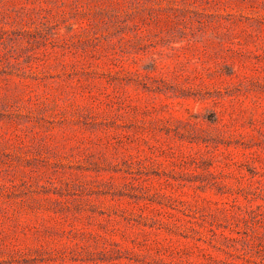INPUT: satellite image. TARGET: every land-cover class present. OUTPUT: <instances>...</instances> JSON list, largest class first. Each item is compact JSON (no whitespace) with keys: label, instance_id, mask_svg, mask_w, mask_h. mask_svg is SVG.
Listing matches in <instances>:
<instances>
[{"label":"rangeland","instance_id":"1","mask_svg":"<svg viewBox=\"0 0 264 264\" xmlns=\"http://www.w3.org/2000/svg\"><path fill=\"white\" fill-rule=\"evenodd\" d=\"M0 264H264V0H0Z\"/></svg>","mask_w":264,"mask_h":264}]
</instances>
